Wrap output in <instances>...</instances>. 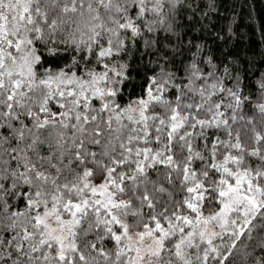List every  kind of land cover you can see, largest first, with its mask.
<instances>
[{
  "label": "snow or ice",
  "instance_id": "obj_1",
  "mask_svg": "<svg viewBox=\"0 0 264 264\" xmlns=\"http://www.w3.org/2000/svg\"><path fill=\"white\" fill-rule=\"evenodd\" d=\"M262 4L0 0V264H264Z\"/></svg>",
  "mask_w": 264,
  "mask_h": 264
},
{
  "label": "trees",
  "instance_id": "obj_2",
  "mask_svg": "<svg viewBox=\"0 0 264 264\" xmlns=\"http://www.w3.org/2000/svg\"><path fill=\"white\" fill-rule=\"evenodd\" d=\"M258 8H259L260 12H261L262 14H264V4H262V5H258ZM245 31H247V30H245ZM252 48H253L255 51H262V52H264V47H257V45H256L255 43L252 44ZM257 59H259V57H257Z\"/></svg>",
  "mask_w": 264,
  "mask_h": 264
}]
</instances>
